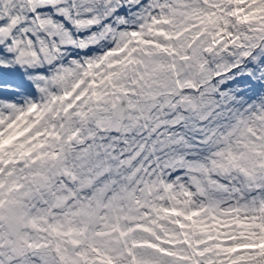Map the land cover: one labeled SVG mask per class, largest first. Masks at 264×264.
<instances>
[{
	"label": "snow or ice",
	"instance_id": "6c2138e0",
	"mask_svg": "<svg viewBox=\"0 0 264 264\" xmlns=\"http://www.w3.org/2000/svg\"><path fill=\"white\" fill-rule=\"evenodd\" d=\"M0 264H264V0H0Z\"/></svg>",
	"mask_w": 264,
	"mask_h": 264
}]
</instances>
